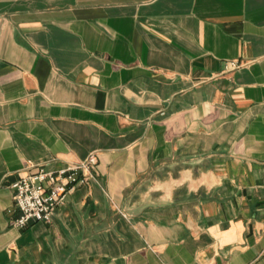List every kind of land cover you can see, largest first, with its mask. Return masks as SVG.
Wrapping results in <instances>:
<instances>
[{"label":"crops","instance_id":"1","mask_svg":"<svg viewBox=\"0 0 264 264\" xmlns=\"http://www.w3.org/2000/svg\"><path fill=\"white\" fill-rule=\"evenodd\" d=\"M0 264H264V0H0Z\"/></svg>","mask_w":264,"mask_h":264},{"label":"built area","instance_id":"2","mask_svg":"<svg viewBox=\"0 0 264 264\" xmlns=\"http://www.w3.org/2000/svg\"><path fill=\"white\" fill-rule=\"evenodd\" d=\"M233 66L232 63H228ZM96 158L83 160L52 171L35 169L10 185L17 216L10 225L22 229L30 223H47L64 198L96 175Z\"/></svg>","mask_w":264,"mask_h":264}]
</instances>
